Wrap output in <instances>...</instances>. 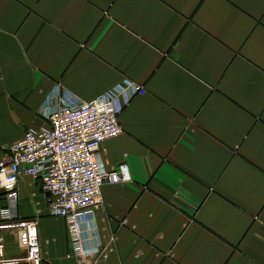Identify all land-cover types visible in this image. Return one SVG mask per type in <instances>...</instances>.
Listing matches in <instances>:
<instances>
[{"label":"crops","instance_id":"0c3cea01","mask_svg":"<svg viewBox=\"0 0 264 264\" xmlns=\"http://www.w3.org/2000/svg\"><path fill=\"white\" fill-rule=\"evenodd\" d=\"M125 80L146 92L101 144L131 174L101 188L106 256L73 255L25 175L18 210L38 221L42 264H264V0H0V149L49 126L57 84L88 101ZM0 237L17 258L4 264H28Z\"/></svg>","mask_w":264,"mask_h":264},{"label":"built area","instance_id":"2783aa9c","mask_svg":"<svg viewBox=\"0 0 264 264\" xmlns=\"http://www.w3.org/2000/svg\"><path fill=\"white\" fill-rule=\"evenodd\" d=\"M145 92L141 84L125 80L87 101L57 84L41 108L49 126L29 129L0 149V187L8 199L0 209V231L14 233L28 264H42L43 255L37 219L20 216L18 210V184L25 175L40 178L48 213L65 219L73 255L106 256L95 224L101 188L106 182H127L131 174L125 162L107 168L101 144L124 131L120 117L125 105L133 95ZM91 233L94 246L89 243ZM4 249L0 237V264L17 260L5 258Z\"/></svg>","mask_w":264,"mask_h":264}]
</instances>
